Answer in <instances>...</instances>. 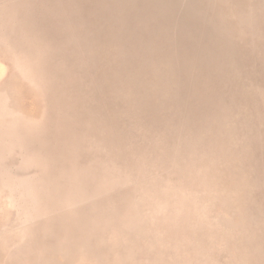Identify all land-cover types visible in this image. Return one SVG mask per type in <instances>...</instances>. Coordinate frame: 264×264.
<instances>
[{
	"label": "rangeland",
	"instance_id": "1",
	"mask_svg": "<svg viewBox=\"0 0 264 264\" xmlns=\"http://www.w3.org/2000/svg\"><path fill=\"white\" fill-rule=\"evenodd\" d=\"M0 264H264V0H0Z\"/></svg>",
	"mask_w": 264,
	"mask_h": 264
}]
</instances>
